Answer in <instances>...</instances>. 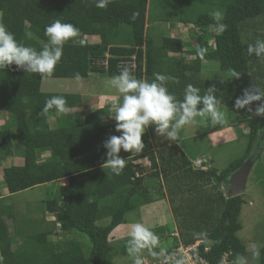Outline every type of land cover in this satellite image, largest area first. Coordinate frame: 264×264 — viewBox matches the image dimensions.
Masks as SVG:
<instances>
[{
    "label": "trees",
    "instance_id": "trees-1",
    "mask_svg": "<svg viewBox=\"0 0 264 264\" xmlns=\"http://www.w3.org/2000/svg\"><path fill=\"white\" fill-rule=\"evenodd\" d=\"M205 3L222 5L225 8L223 20L216 21L209 15L199 14L193 23L201 29L215 28L218 24H225L227 28L215 37L214 47H209L203 37L195 40L196 60L186 69L188 71L177 77L178 84L172 88L168 84L170 78L156 81V74L175 77L163 73L161 60L168 53H181L182 43L165 39L161 47L155 49L153 41L146 38L148 0H111L106 1L103 8L96 6V0H0L1 23L15 35L18 43L37 53L50 46L45 30L55 20L79 29L78 35L64 44L63 55L51 75L30 73L15 64L0 69V113L8 114L11 119L9 130L0 128V153L22 150L24 160L22 166L6 168L3 172L8 195L67 179V184L59 185L54 198L45 203V211L55 217L62 233L76 232L86 236L91 244L86 254L78 241L52 242L51 236L60 234L52 230L26 236L18 242L10 236L5 220H13L15 215L9 207L3 206L4 200L0 198L1 264H114L112 234L125 224L128 213L152 204L146 186L149 177L163 180L184 246L197 241L209 243L208 252L205 246L197 250L207 264H224L226 255L229 264H238V257L246 256V245L238 237L243 229L240 216L245 201L242 195L228 197L227 182L252 154L259 135L264 132V115L254 114V102L245 106L247 116L241 123L248 131L245 154L223 171L215 168L196 170L182 147L173 144L145 153L121 149L119 155L127 163L116 175L103 167L108 158L105 142L112 135L121 134L116 131V120H108L110 106L83 114L81 124L59 129H51L49 123V113L56 109L47 114L42 112L46 100L52 96H63L70 105L79 104L82 99L78 94L42 92L44 79H76L78 74L79 80H87L93 70L92 63L107 54L111 56L109 68L101 73L113 78L119 75L117 63L120 59L136 56L138 69L130 76L161 84L178 98L177 104L183 102L187 85L197 88L202 86L199 82L203 86L198 87V95L204 96L210 88L214 89L213 94L221 100L220 108H235L236 100L245 90L264 89V64L259 61V64L251 65L250 57H259L247 52L249 45L242 38L248 21L264 18V0ZM122 27L130 29L126 44L118 40ZM90 38L98 39L99 44H87ZM201 48L206 49L202 56L197 54ZM204 62L215 63L219 67V76L228 75L227 78L203 80ZM232 69L240 73L238 78L232 77ZM201 108L202 104L197 105V110ZM14 130L22 137L14 134ZM142 140L144 145L149 142L147 133ZM38 150L47 151L49 157L38 161ZM148 155L149 159L146 158ZM144 160L148 162L136 164ZM16 242L20 249L18 253L12 249ZM154 253L151 262L162 261L171 255V252ZM259 258L260 264H264V248L260 250Z\"/></svg>",
    "mask_w": 264,
    "mask_h": 264
},
{
    "label": "rangeland",
    "instance_id": "rangeland-1",
    "mask_svg": "<svg viewBox=\"0 0 264 264\" xmlns=\"http://www.w3.org/2000/svg\"><path fill=\"white\" fill-rule=\"evenodd\" d=\"M229 2L233 0H228ZM198 12L201 14H206L210 16V13L215 10H220L224 13L225 8L219 5H201L197 4ZM245 31L242 33L243 41L246 44H251L255 47V40L257 42H264V18H258L256 20L248 21L244 28ZM123 32L118 40L121 43L126 44L128 37L130 35V29L128 27H122ZM256 55L255 51L252 52ZM253 56V55H252ZM251 65L259 64L263 65L264 59L260 57L256 59L255 57H250ZM261 65V66H262ZM226 76L221 74L220 76H214L211 79L222 78L225 79ZM107 74L101 72H95L90 74L89 79L87 80H76V79H44L42 82V92L47 94H78L81 96V103L70 105L66 104L67 111L64 112L65 116L71 117V112H74L72 108L78 110H83L87 113L98 110L102 107L114 108L119 106L121 99H123L122 93L110 84V80ZM213 80V81H214ZM113 96V97H111ZM120 99V100H119ZM108 104V105H107ZM261 106L264 105V101L260 100ZM244 111L243 108H237L235 111L236 118L235 121H240L244 119L245 115L242 117L241 113ZM68 112V113H67ZM222 112H227L226 108L222 109ZM245 112V111H244ZM231 113V114H232ZM115 120V116L113 117ZM10 123L11 119L9 117ZM200 122V116L192 118V123L187 124L185 132L187 136L192 138L193 135L197 134L198 127L195 123ZM243 121H240L237 125V135L236 139L233 141H226L224 143V138H220L219 142L215 144L212 148L208 146V138L203 137L202 134L195 140H189L186 143V155L190 159H198L201 154H204V157H210L215 161L206 163L207 165L197 168V162L192 164L196 170H211L213 168L218 171L225 170L230 163L242 158L246 151L247 146V128L246 125L241 124ZM209 126L211 127V121L209 120ZM225 124V123H224ZM224 124H216L215 127H223ZM51 126V125H50ZM185 126V125H184ZM208 126V127H209ZM156 125L152 124V132L155 133L160 139H164L167 136V132L163 135H160L156 132ZM209 127V128H210ZM207 128L206 130H208ZM51 129H55L51 127ZM244 130V133L242 131ZM168 131H172L171 126ZM14 134L18 137H22L19 133L14 130ZM183 132L180 136H186ZM22 139V138H19ZM202 150L204 151L202 153ZM254 150V149H253ZM252 150V152H253ZM154 152L153 147L144 146L142 153L145 152ZM16 152L21 153L18 149ZM201 153V154H200ZM4 154L0 153V156ZM253 156L255 157L254 166L251 170V173L248 177L247 187L245 192L242 194L245 204L242 208V213L240 216V223L243 229L238 233L239 239H241L247 248L246 256L243 257L246 264H260L259 256H254L253 252L256 248H264V132L262 131L261 135L258 138ZM146 158H150L148 155ZM145 158V159H146ZM147 159V160H148ZM140 161V163H147L148 161ZM5 163H4V162ZM3 161H0V189L5 185L2 181L3 172L6 169L5 166H8L6 157L3 158ZM202 162V161H201ZM207 162V161H205ZM199 164V161H198ZM149 174L150 172L147 171ZM147 174V176H148ZM67 184V180L62 181ZM146 186L150 190L149 195L152 197V204L148 206L141 207L133 212H130L125 217V224L119 226L112 234L111 245L114 248L113 262L114 264H133L134 258L137 254L129 253L128 248L131 246L129 241L132 239V227L135 223H142L145 227L154 231L155 234L159 237V245L150 251V249H142L139 255L143 256L144 260L150 262L151 255L154 251L165 253V252H175V248L179 246L181 240L179 239L180 229L177 220L173 216L171 198L169 196L167 188L164 186V182L161 178H148L146 180ZM7 190L5 194L7 195ZM57 193V188L55 189L54 194H49L43 186L36 187L34 189H29L14 195H8V198L4 200L3 206L9 207L14 213L15 218L13 220H7L6 223L9 228L10 236L19 242L24 239L26 236L37 234L39 232H44L49 230L54 233L60 234L57 236H51L52 242H68V241H78L80 242L86 254L91 249V244L89 239L86 236L77 234L76 232L71 233H62L60 231V225L56 224V219L52 216H49L48 222H45L43 215L46 213L45 203L53 199ZM228 194V193H227ZM53 224V225H52ZM176 244L178 246L176 247ZM183 244V243H182ZM15 252L19 251V245L13 246ZM164 260V259H163ZM156 263V262H153ZM1 264V262H0Z\"/></svg>",
    "mask_w": 264,
    "mask_h": 264
},
{
    "label": "clouds",
    "instance_id": "clouds-1",
    "mask_svg": "<svg viewBox=\"0 0 264 264\" xmlns=\"http://www.w3.org/2000/svg\"><path fill=\"white\" fill-rule=\"evenodd\" d=\"M96 6L99 8L106 7V0H96ZM210 16L216 21H221L224 18V13L215 10L210 13ZM133 18H135V14ZM226 28L227 25L218 24L215 30L222 33ZM45 31L49 37L50 46H46L43 51L37 53L33 48L18 43L15 35L3 23H0V69L15 64L18 68H25L30 73L51 75L63 55L64 44L76 37L79 29L70 23L55 20L47 25ZM27 35L30 36L31 33H27ZM205 51L206 49L201 48L197 54L202 56ZM253 51L258 57L264 59V42L258 41L255 47L249 44L247 52L251 54ZM230 71L232 77L238 78L240 76V73L235 69ZM166 78L175 79L174 77L156 74V81H163ZM76 79H80L78 74ZM110 84L124 94L122 102L115 110L116 131L121 134L112 135L104 144V147L108 149V158L103 167L109 168L116 175L122 172L127 163L119 155L121 149L125 152L140 153L144 148L142 137L150 124L157 126L156 132L158 134L163 135L167 132L168 138L176 140L177 130L183 125L192 123V118L196 116L210 115L212 125L225 123L224 113L220 109L221 100L216 98L212 88L208 90L206 95L200 96L198 95L200 89L189 84L185 89L183 102L177 104L175 96L170 94L164 86L156 82L137 80L130 76L127 69L113 77ZM262 98H264V89L255 87L252 91L245 90L244 95L236 100L235 107L243 108ZM200 104L203 105V108L197 110V105ZM53 108L58 113L66 112L65 98L57 95L47 99L42 112L47 114ZM249 111H251L250 108ZM254 114L264 115V105L257 107ZM177 115L179 116L178 120L176 119ZM170 126L172 131H168ZM257 142L258 140L256 144ZM131 231L132 239L129 241L131 246L128 248V252L137 254L133 264H145L143 256L139 253L142 249H150L151 251L158 246L159 237L142 223H135ZM153 254L155 253L153 252ZM253 255H260L258 248L255 249ZM177 264H183V260H178ZM238 264H246L243 257H238Z\"/></svg>",
    "mask_w": 264,
    "mask_h": 264
},
{
    "label": "crops",
    "instance_id": "crops-1",
    "mask_svg": "<svg viewBox=\"0 0 264 264\" xmlns=\"http://www.w3.org/2000/svg\"><path fill=\"white\" fill-rule=\"evenodd\" d=\"M106 1H111V0H106ZM201 1L203 2H199L196 0L195 1L194 0H148L147 13H146V28H145L146 38L149 41H153V45L155 49H159L162 45V42L165 39L178 40L182 43L183 49L181 53L179 54L168 53L166 55L167 57L164 60H161L162 63H161L160 68L163 70V73L167 75L168 73L175 75V77L172 75H168V76L175 78V79L170 78L168 80L169 82L168 84L172 88H174L176 84H178L179 80L177 79V77H180L183 72L188 71L186 69H188L191 63H193L196 60V55L194 53V51L197 50V48L195 47V43H194L196 42L195 41L196 39L198 40V38L203 37L204 41L208 44L209 47L215 46V37L219 34L215 30V28L210 27L207 29H201L198 26H196L193 22L194 20H196V17L199 14H201L200 12H198L197 4L209 5V4H206L205 2L207 1L220 2V0H201ZM0 23H1V14H0ZM121 31L123 32V30ZM87 44L96 45V44H99V40L95 38H90V39H87ZM122 45L123 44H121L120 46ZM185 74L187 75V73ZM217 75L219 76V67L215 63H211V62L202 63L201 78L203 80L205 81L214 80L211 78ZM180 79L182 80V78ZM181 80L180 82H182ZM199 83H201V85L203 86L202 82H199ZM180 95L183 96L182 94ZM254 104L256 108L261 106L260 100L254 101ZM223 108H226V107L220 108L221 111ZM72 109L74 110V112L69 113L71 114V117L65 116L64 113H58L57 110H55V112L53 113H49V123L51 125L50 127L59 129V128H64V127H69L71 126V124H81L83 122V119H82L83 114H86L87 112L83 110L77 111L76 108H72ZM110 109H111V113L108 116V120L113 121L114 119L113 117L115 116V109L114 108H110ZM226 109H227V112L224 113L225 124L222 125L223 127H215L214 125H211L210 127L209 120L211 121V117L208 114H205V116L203 117L200 116L199 123L197 121L195 122L194 120L196 127H198V130H197L198 132L196 135H193L192 138L190 139H189L190 136H187L185 132V128H187L186 126L187 124L185 126L183 125L179 130H177L178 135H177L176 140H172L171 138H168V137H165L164 139H162L161 137L160 139L155 133L152 132V125H149L145 131V133H147V136L149 137V142L146 144V146L153 147L154 151H157L160 148L175 144L179 147H182L184 153H186L187 151H186L185 144L188 143L189 140H192V139L195 140L196 138L200 136V134H202L203 137L208 138V146L211 148L219 142L218 140H220V138L222 139L224 138V141H223L224 143H227L226 141H230L232 139L234 141L236 139V135L238 132L237 125L239 124L240 121L245 120L247 113H246L245 107H243L245 112L243 111L241 113V116L243 117L245 115L244 116L245 118L240 121H235L236 115L235 113H232L231 111L233 110L235 111V109L237 108L235 107V108H226ZM176 119L178 120L179 116H177ZM10 125L11 123H10L8 114L0 113L1 130H4V131L9 130ZM241 126L243 128V126L245 125H241ZM207 128L209 129L206 130ZM242 131L244 133L243 129ZM183 132L186 134V136H180L181 134H183ZM15 151L16 150H13L12 152L5 153L4 155L0 156L1 162L3 161V158L6 157L8 166H5V168L20 167L24 164L22 152L21 153L16 152V154H14L13 152ZM203 152L204 151L202 150V153ZM199 156L200 157L198 159H190L188 156L187 157L192 162V164L198 161H204V162L207 161L206 163H209V162L213 163V161H215L214 159L210 157H204V154H201ZM48 157H49V153L47 151L45 150L37 151L38 161H44ZM1 179L4 182L3 177ZM59 183H50V184L44 185L43 187L51 195V194H54L55 189L59 185H62V181ZM63 185H65V183H63ZM5 190H7L6 185H4V187L2 186L0 189V196H1L0 198H3V200L8 198V193L6 195ZM49 216L54 217L52 214L46 212L43 215L42 220H44L45 222L47 221V223H49L47 219ZM5 220L7 221V219ZM16 245H19V244L16 242L13 246H16ZM18 252H15V253H18Z\"/></svg>",
    "mask_w": 264,
    "mask_h": 264
},
{
    "label": "built area",
    "instance_id": "built-area-1",
    "mask_svg": "<svg viewBox=\"0 0 264 264\" xmlns=\"http://www.w3.org/2000/svg\"><path fill=\"white\" fill-rule=\"evenodd\" d=\"M111 58L110 55H105L104 58H100L95 60L92 63V72L91 74L95 72H107L109 68V59ZM94 68L97 69V71L94 70ZM129 70L130 75H133L136 73L138 69V64L136 62V56L131 57V59L125 60L120 59V61L117 63V70L120 74L123 70ZM140 162H136L138 164ZM206 166V162L199 161V164L197 162V168ZM205 246V251L208 252L210 245L206 243L205 241H197L194 244L190 246H184L182 243L179 244L177 248H175V252H171V255L167 256L164 260L153 263V262H147L144 260L145 264H177L178 260H183V264H207V262L197 253V250L201 247ZM224 264L228 263V255L224 258Z\"/></svg>",
    "mask_w": 264,
    "mask_h": 264
},
{
    "label": "water",
    "instance_id": "water-1",
    "mask_svg": "<svg viewBox=\"0 0 264 264\" xmlns=\"http://www.w3.org/2000/svg\"><path fill=\"white\" fill-rule=\"evenodd\" d=\"M254 166V157L249 155V157L244 162L243 166L235 171L227 182L228 197L234 198L241 196L247 187L248 177Z\"/></svg>",
    "mask_w": 264,
    "mask_h": 264
}]
</instances>
